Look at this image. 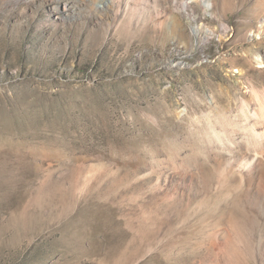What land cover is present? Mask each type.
<instances>
[{"label": "rangeland", "instance_id": "1", "mask_svg": "<svg viewBox=\"0 0 264 264\" xmlns=\"http://www.w3.org/2000/svg\"><path fill=\"white\" fill-rule=\"evenodd\" d=\"M219 1L159 28L117 27L100 1L0 0V264H214L218 217H170L154 171L244 120L264 130L258 0Z\"/></svg>", "mask_w": 264, "mask_h": 264}, {"label": "bare ground", "instance_id": "2", "mask_svg": "<svg viewBox=\"0 0 264 264\" xmlns=\"http://www.w3.org/2000/svg\"><path fill=\"white\" fill-rule=\"evenodd\" d=\"M97 1L103 5L101 13L117 27L151 23L154 27H163L168 20L164 14L167 7L193 22L197 17L190 15L189 11L195 4L205 12L216 8V0H90L89 6L94 7V12L98 11ZM233 1L220 0L222 11L227 10L225 7ZM243 2L238 1L240 7ZM252 7L258 25H250V28L261 39L264 37V0L255 1ZM80 11L77 2L64 8L65 15L79 14ZM92 15L91 11L89 18ZM192 29L199 39L202 33L207 34L200 26ZM258 100L264 106V95ZM256 117L257 114L254 119ZM245 124L246 120L240 122L238 131L227 139V144L217 142L218 145H208L201 150L202 157L196 158L197 155L173 162L171 171H154V199L167 206L170 217L182 215L183 222L218 217L223 229L218 242L213 240L207 247L214 264H264V217L260 216L264 213V130ZM158 249L159 242L154 238V253ZM145 250L144 256H149L152 244H148Z\"/></svg>", "mask_w": 264, "mask_h": 264}]
</instances>
